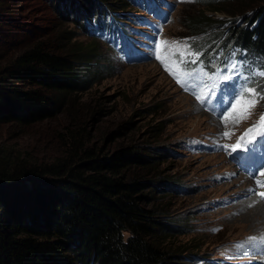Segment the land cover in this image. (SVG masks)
<instances>
[{"label": "rangeland", "instance_id": "obj_1", "mask_svg": "<svg viewBox=\"0 0 264 264\" xmlns=\"http://www.w3.org/2000/svg\"><path fill=\"white\" fill-rule=\"evenodd\" d=\"M4 1L0 6V58H12L25 44L37 41L56 51L90 48V53L79 71L87 81L85 86L68 94L52 117L27 126L0 123L1 153L49 162L64 150L61 135L79 126L104 153L134 146L152 161L134 171L157 180L146 205L181 232L164 240L171 249H186L174 259L177 264H222L227 256L235 260L239 241L264 236V199L256 195L264 192L256 184L257 179L264 183V176L259 175L264 161L256 170L247 167V159L254 154L246 140L236 151L222 147L237 144L243 129L259 124L264 99L243 116L241 109L230 107L246 86L244 75L235 74L229 61L223 62V70L234 82L224 87L227 80H209L233 44L229 40L221 50L210 45L214 26L200 32L188 30L189 16L197 15L210 0H102L101 6L108 7V16H112L108 21L106 17V28L93 29V33L75 23L70 12L73 3L65 0ZM257 1L263 0L238 6L250 10ZM205 14L243 25L239 15L229 17L209 10ZM230 24H223V29ZM162 41L168 42L161 44L163 62L155 56V46ZM204 61L207 73L200 66ZM261 71L264 67L257 65L254 72ZM191 80L195 89L187 84ZM247 86L264 92V77L257 75ZM212 106L220 115L207 110ZM225 110L229 111L222 114ZM224 132L229 135L223 136Z\"/></svg>", "mask_w": 264, "mask_h": 264}, {"label": "trees", "instance_id": "obj_2", "mask_svg": "<svg viewBox=\"0 0 264 264\" xmlns=\"http://www.w3.org/2000/svg\"><path fill=\"white\" fill-rule=\"evenodd\" d=\"M65 1L73 3L74 21L86 32L106 28L112 16L102 0ZM212 1L189 16L188 30L214 26L210 45L221 50L233 40L228 57L264 67V0L250 10L238 6L248 0ZM207 10L239 15L243 25L211 18ZM225 23L233 24L223 29ZM25 45L12 58L0 56V123L27 126L48 119L87 82L79 71L90 48ZM61 141L62 154L49 162L0 152V264H177L186 249H171L164 240L181 232L146 205L157 180L134 171L152 163L150 157L132 145L104 153L80 126Z\"/></svg>", "mask_w": 264, "mask_h": 264}, {"label": "snow or ice", "instance_id": "obj_3", "mask_svg": "<svg viewBox=\"0 0 264 264\" xmlns=\"http://www.w3.org/2000/svg\"><path fill=\"white\" fill-rule=\"evenodd\" d=\"M161 44H168L167 41H162L158 44H156L155 46V56L158 60H161L163 62V59L160 55V48H161ZM173 46L179 48L182 47L181 45H179L177 42H173ZM186 47V45L184 46ZM232 69L235 70L237 68V65L234 63L232 64ZM259 76L264 77V71H261L260 73H258ZM215 77L216 81L219 82H223L225 80L230 79L231 77L228 76L224 70H217L216 73L213 74V76H209V80H213ZM217 86L216 82H213V84L211 85L212 89H215V87ZM264 99V92H260L257 91L256 88L253 87H249L246 86L244 88H242L240 90V92L237 94V97L235 98V103H232L230 105V107L232 109H241L240 115L243 116L245 113H248L253 107H255V105L258 103L259 100ZM197 100H200V97L197 96ZM241 101H244L243 104H241ZM203 102V101H202ZM259 125L260 127H264V114H261L260 116V121H259ZM256 126L254 125L253 128H249L248 130H246L245 132V136L248 135L249 133H251L254 128ZM229 133L228 132H224L223 136H228ZM243 140V136L240 138V140L237 142V144L235 145H223L222 147L224 149H229L231 148L232 151H236L237 149H241V141ZM248 143H251V141H249ZM242 150H247L246 148L242 149ZM259 175L264 176V171H261L259 173ZM256 184L258 186H262L264 187V183H262L259 179L256 180ZM256 195H258L260 198L264 199V192H258L256 193ZM256 238H250V240H255ZM262 240H264V238H261Z\"/></svg>", "mask_w": 264, "mask_h": 264}, {"label": "bare ground", "instance_id": "obj_4", "mask_svg": "<svg viewBox=\"0 0 264 264\" xmlns=\"http://www.w3.org/2000/svg\"><path fill=\"white\" fill-rule=\"evenodd\" d=\"M187 102H188V99L185 100V103H187ZM185 112H186V113H190L189 109H186ZM237 264H242V260H239V261L237 262Z\"/></svg>", "mask_w": 264, "mask_h": 264}]
</instances>
